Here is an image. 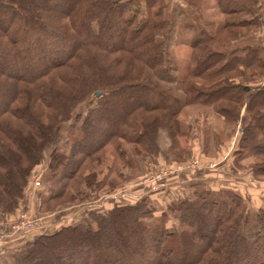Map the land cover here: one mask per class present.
<instances>
[{"label":"trees","instance_id":"trees-1","mask_svg":"<svg viewBox=\"0 0 264 264\" xmlns=\"http://www.w3.org/2000/svg\"><path fill=\"white\" fill-rule=\"evenodd\" d=\"M168 1L0 0V217L21 212L53 147L47 169L58 188L49 199L54 209L110 194L117 182L107 190L99 180L97 153L112 146L133 168L143 153L159 155L161 132L178 148L183 107L210 108L240 128L232 171L263 181L264 58L257 48L224 51L254 36L263 20L248 0H218L221 25L185 17ZM179 27L199 37L177 89L166 90L176 80L167 56ZM177 95L182 104L173 110ZM66 127L77 139L62 149ZM195 196L169 207L153 227L147 221L157 209L141 201L36 234L15 264H264V209L253 216L230 189ZM169 213L181 230L165 228Z\"/></svg>","mask_w":264,"mask_h":264},{"label":"rangeland","instance_id":"rangeland-1","mask_svg":"<svg viewBox=\"0 0 264 264\" xmlns=\"http://www.w3.org/2000/svg\"><path fill=\"white\" fill-rule=\"evenodd\" d=\"M186 1L178 0L176 2L187 6L184 3ZM168 2L172 10L181 8L175 1L171 3L169 0ZM212 5L208 9L207 17L217 20V24H223L218 23L219 18L223 16L217 9L216 3ZM221 22H223V18ZM178 30L174 44H172L173 47L167 56L168 65L176 70V80L172 82L174 85L168 87L166 85V90H169V87L177 89L176 85L186 71L190 56V43L199 37L198 30H186L184 27H179ZM148 79L156 87L162 85L155 78L149 77ZM180 98L177 95L174 99H170L171 109L178 110L181 107ZM154 101L157 103V100ZM179 119L183 131L179 147L172 149V141L165 132H161L158 141L161 150L159 155L143 153L134 160L133 168L135 169L117 157L112 146L108 145L100 150L97 155H101L103 162L99 166L101 169L99 180L105 181L107 190L109 183L116 181L117 185L110 194H106L104 191L93 193L88 199L77 200L68 207L54 209V203H49L50 197L57 192L58 188L52 187V177L48 173L47 163L54 156L57 147L46 151L35 181H38L40 185L36 186L33 182L31 189L27 191L21 212L16 214L17 221L9 228L12 236L26 235L30 238L36 234L51 232L63 225L89 223L91 214L104 216L107 209L120 204H137L141 201H147L151 207L157 209L156 217L147 221V225L153 227L161 223L160 216L169 207H175L183 199H193L196 194L208 190L230 189L238 192L244 197L246 208L253 216L259 210L264 209V177L263 181L262 179L257 181L251 174L232 171L233 150L238 134L241 132L240 128L236 129L229 124L226 125L217 118L210 108L183 107L180 110ZM70 130L69 127H66L61 131L59 147L62 149L68 147L67 143H72L77 139V136L72 135ZM94 139L96 142L101 140L98 135ZM122 145L132 155L133 146L125 142ZM220 150L224 154H219L222 152ZM224 160H227L226 163L220 164ZM120 176L121 179H119ZM159 177H161L160 181ZM102 207L103 209H101ZM23 216L34 221L35 226L26 230L18 228V225L21 227ZM164 226L171 231L181 230L180 224L173 214L169 215V221ZM7 233L8 236L9 232Z\"/></svg>","mask_w":264,"mask_h":264},{"label":"crops","instance_id":"crops-1","mask_svg":"<svg viewBox=\"0 0 264 264\" xmlns=\"http://www.w3.org/2000/svg\"><path fill=\"white\" fill-rule=\"evenodd\" d=\"M173 1L176 2L178 0H171V3ZM248 2L255 7V18H257L258 20H263L264 22V0H248ZM177 3L179 6L185 9L187 17H190L195 21L199 19L212 22L217 21L208 18L206 14L208 13V9L211 8L213 6L212 4L214 3H216V7L219 10L218 0H187L186 2H184L187 6L183 5V3L176 2V4ZM222 18L223 17L219 18L220 21H218V23H223L221 22ZM249 48H257L261 56H263L264 58V24L261 25L254 36L242 40L239 43H234L228 48L224 49V51L228 54L236 53L238 55H244ZM258 84L264 86V78L262 80H259ZM217 118L223 121L219 117ZM228 153L226 154V157ZM219 154H224V152L222 151ZM226 161H221L220 164L226 163ZM17 218L18 217L16 215L10 217H0V239L2 240V247L0 248V264H15L16 258L23 250L25 243L28 240V237H26V235L12 236V232L11 230H9V228L13 223H16ZM7 232H9L8 236L6 235L8 234Z\"/></svg>","mask_w":264,"mask_h":264},{"label":"built area","instance_id":"built-area-1","mask_svg":"<svg viewBox=\"0 0 264 264\" xmlns=\"http://www.w3.org/2000/svg\"><path fill=\"white\" fill-rule=\"evenodd\" d=\"M158 179L160 181L161 177H159ZM155 181H157V180H155ZM35 185L39 186L40 183L37 181V182H35ZM22 219H23V221H22L21 227H20V225H18L19 226L18 228H21L22 230H26V229H31L35 226L34 221L27 219L26 216H23ZM1 244H2V240L0 239V248L2 247Z\"/></svg>","mask_w":264,"mask_h":264},{"label":"water","instance_id":"water-1","mask_svg":"<svg viewBox=\"0 0 264 264\" xmlns=\"http://www.w3.org/2000/svg\"><path fill=\"white\" fill-rule=\"evenodd\" d=\"M100 94H101V93H100V92H98L96 95H97V96H99Z\"/></svg>","mask_w":264,"mask_h":264}]
</instances>
